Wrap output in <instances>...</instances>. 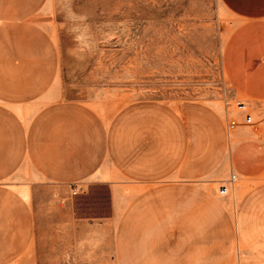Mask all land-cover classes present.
I'll use <instances>...</instances> for the list:
<instances>
[{
  "label": "crops",
  "instance_id": "0c3cea01",
  "mask_svg": "<svg viewBox=\"0 0 264 264\" xmlns=\"http://www.w3.org/2000/svg\"><path fill=\"white\" fill-rule=\"evenodd\" d=\"M46 2L0 0V264L36 259L39 184L72 196L107 184L118 197L123 182L135 194L113 205L119 264H264V0L225 1L241 17L225 45L227 81L255 121L234 130L212 106L203 119L198 102L107 114L51 91L57 47L33 19ZM225 161L236 181L223 201L202 180Z\"/></svg>",
  "mask_w": 264,
  "mask_h": 264
},
{
  "label": "rangeland",
  "instance_id": "374dc122",
  "mask_svg": "<svg viewBox=\"0 0 264 264\" xmlns=\"http://www.w3.org/2000/svg\"><path fill=\"white\" fill-rule=\"evenodd\" d=\"M225 1L71 0V11L87 16L90 25L91 48L81 50L61 28L68 0H47L33 19L51 31L57 47L58 75L51 91L107 114L136 102H184L191 109L198 102L203 119L212 106L227 127L229 117L241 118L237 103L245 101L227 81L224 68L226 42L241 23ZM233 174L225 161L202 180L203 188L224 201L228 195L220 193V186ZM13 178L11 185L23 183ZM123 184L118 197L107 184L90 186L77 196L69 188L56 195L50 184L35 187L37 248L32 263L119 264L113 205L124 208L135 194L129 182Z\"/></svg>",
  "mask_w": 264,
  "mask_h": 264
},
{
  "label": "clouds",
  "instance_id": "9594fccd",
  "mask_svg": "<svg viewBox=\"0 0 264 264\" xmlns=\"http://www.w3.org/2000/svg\"><path fill=\"white\" fill-rule=\"evenodd\" d=\"M69 9L64 12V20L61 22V28L65 29L74 41L80 45L81 50H90V25L87 16L77 14L71 11V0H68Z\"/></svg>",
  "mask_w": 264,
  "mask_h": 264
},
{
  "label": "built area",
  "instance_id": "2783aa9c",
  "mask_svg": "<svg viewBox=\"0 0 264 264\" xmlns=\"http://www.w3.org/2000/svg\"><path fill=\"white\" fill-rule=\"evenodd\" d=\"M237 107L241 110L242 116L241 118L243 119L245 124L252 125L255 124L254 118L252 113L249 111L247 104L245 102H238ZM240 124V119L229 117L227 119V129L228 130H234L237 128ZM236 181V175L233 174L228 182L220 186V193L223 195H228L230 191L231 185H233ZM73 194L77 195L80 193V188L77 186L73 188Z\"/></svg>",
  "mask_w": 264,
  "mask_h": 264
}]
</instances>
